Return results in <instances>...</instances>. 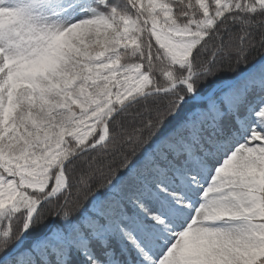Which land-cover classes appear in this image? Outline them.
<instances>
[{
	"label": "snow or ice",
	"instance_id": "1",
	"mask_svg": "<svg viewBox=\"0 0 264 264\" xmlns=\"http://www.w3.org/2000/svg\"><path fill=\"white\" fill-rule=\"evenodd\" d=\"M0 264H264V0H0Z\"/></svg>",
	"mask_w": 264,
	"mask_h": 264
}]
</instances>
